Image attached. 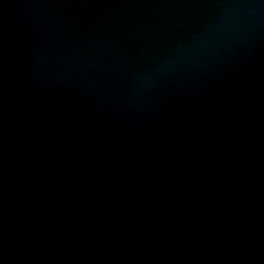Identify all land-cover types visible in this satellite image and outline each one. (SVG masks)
Wrapping results in <instances>:
<instances>
[{"label":"water","instance_id":"1","mask_svg":"<svg viewBox=\"0 0 264 264\" xmlns=\"http://www.w3.org/2000/svg\"><path fill=\"white\" fill-rule=\"evenodd\" d=\"M0 264H264V0H0Z\"/></svg>","mask_w":264,"mask_h":264}]
</instances>
